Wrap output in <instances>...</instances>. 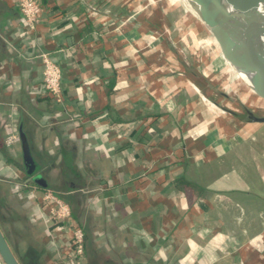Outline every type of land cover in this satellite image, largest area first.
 <instances>
[{
    "label": "crops",
    "instance_id": "1",
    "mask_svg": "<svg viewBox=\"0 0 264 264\" xmlns=\"http://www.w3.org/2000/svg\"><path fill=\"white\" fill-rule=\"evenodd\" d=\"M140 1L39 0L28 32L18 0H0V228L20 264H74L71 233L35 199L51 189L84 231V264H264V122L217 111ZM40 52L61 68L58 101Z\"/></svg>",
    "mask_w": 264,
    "mask_h": 264
},
{
    "label": "rangeland",
    "instance_id": "2",
    "mask_svg": "<svg viewBox=\"0 0 264 264\" xmlns=\"http://www.w3.org/2000/svg\"><path fill=\"white\" fill-rule=\"evenodd\" d=\"M154 1L141 0L140 2L146 7L152 3L159 6L153 8L155 13L148 12L147 15L150 17L155 14L169 24L171 37L177 40L176 46L179 52L187 55L191 60L193 72H196L194 75L206 83L208 92L214 100L219 99L215 101L216 103L214 102L215 109L220 111L218 106L222 104L226 110L238 111L241 115L248 116L247 118L264 116V100L256 98L252 90L253 80L249 79L253 71L244 72L242 67L223 57L222 54L225 52L223 47L216 42V39L211 36V31L203 26L188 7L178 1L173 5L168 4L171 0ZM239 50L229 49V52L242 55L244 51ZM246 54L250 55V52ZM228 62L232 65L231 67L227 66ZM9 236L12 239L11 233ZM17 246L19 248L14 250V254L19 261H22L21 255L24 249L19 239Z\"/></svg>",
    "mask_w": 264,
    "mask_h": 264
},
{
    "label": "built area",
    "instance_id": "3",
    "mask_svg": "<svg viewBox=\"0 0 264 264\" xmlns=\"http://www.w3.org/2000/svg\"><path fill=\"white\" fill-rule=\"evenodd\" d=\"M92 11H97L96 6L88 5ZM18 9L21 13L23 21L26 26V31L31 32L35 29L38 22V15L40 12L39 0H18ZM133 14L122 21L133 19ZM40 59L43 63L42 75V94L49 95L55 100H60L61 89V68L51 58L49 52H40ZM16 140V135L10 133L5 138V144L11 147ZM21 185L29 186L27 182H22ZM30 191L34 192L36 186L29 187ZM35 194V193H34ZM38 206L42 209L40 214L42 220L46 222H54L55 226L71 233V241L67 253L68 259L74 264L85 263V237L84 231L80 225L74 223L71 219V211L69 205L51 189H45L35 196Z\"/></svg>",
    "mask_w": 264,
    "mask_h": 264
},
{
    "label": "water",
    "instance_id": "4",
    "mask_svg": "<svg viewBox=\"0 0 264 264\" xmlns=\"http://www.w3.org/2000/svg\"><path fill=\"white\" fill-rule=\"evenodd\" d=\"M212 0H188V3H184L188 9L191 10V12L197 17V19L203 24L204 27H211L212 31L214 32V37L216 39V42L220 46L227 47L229 49H240L239 51H244V53H251L253 56H255L254 61L246 63L244 60H235L232 59V57L226 53L222 52L223 57H225L230 62L232 61L234 64L242 67L246 71H253V82H252V90L253 93L258 97L264 100V56L260 53H257L253 49L254 45V36L250 35L247 37V43L242 39V41L235 43L233 41V38L231 35H229L228 32H226V28L224 25H220L218 21L216 20V16L218 15V10H215L214 12L207 11L208 4ZM240 9H245L248 7L247 1L248 0H230ZM253 1V0H251ZM264 2V0H259ZM196 2L198 4V10L195 7L194 3ZM240 29V32L246 33V27L244 26H238ZM209 30V29H208ZM209 32V31H208ZM244 38V37H243ZM246 39V38H245ZM251 118L254 121L258 122H264V116H251ZM24 141V156L26 164H28V171H31V168L33 166V160L30 154V151L28 149V145L26 143V140L23 138ZM0 264H20L19 260L15 256L14 252L10 248L1 228H0Z\"/></svg>",
    "mask_w": 264,
    "mask_h": 264
},
{
    "label": "bare ground",
    "instance_id": "5",
    "mask_svg": "<svg viewBox=\"0 0 264 264\" xmlns=\"http://www.w3.org/2000/svg\"><path fill=\"white\" fill-rule=\"evenodd\" d=\"M193 3L198 10V4L196 2ZM247 5V8L240 9L230 0H212L208 4L207 11L214 12L219 9L216 20L220 25L225 26L226 32L231 35L235 43L242 39L247 43V37L253 35L255 37V42L252 46L253 49L264 56V2L259 0H248ZM238 26L246 27V33L242 34ZM207 29L211 31V36L214 37V32L211 27H207ZM223 49L232 59L244 60L246 63L254 61L255 56L251 53L250 55L246 53L238 55L229 52V48L227 47L223 46ZM227 66L231 67L232 65L228 62Z\"/></svg>",
    "mask_w": 264,
    "mask_h": 264
},
{
    "label": "trees",
    "instance_id": "6",
    "mask_svg": "<svg viewBox=\"0 0 264 264\" xmlns=\"http://www.w3.org/2000/svg\"><path fill=\"white\" fill-rule=\"evenodd\" d=\"M19 187H18V191L20 192V191H26V190H28L27 189V186H24V185H22V186H20V185H18ZM20 189V190H19ZM17 190H16V192H17Z\"/></svg>",
    "mask_w": 264,
    "mask_h": 264
}]
</instances>
